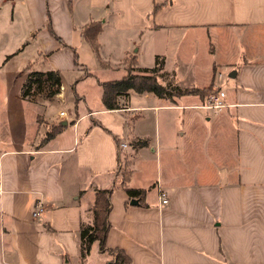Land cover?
Returning a JSON list of instances; mask_svg holds the SVG:
<instances>
[{
	"label": "crops",
	"instance_id": "1",
	"mask_svg": "<svg viewBox=\"0 0 264 264\" xmlns=\"http://www.w3.org/2000/svg\"><path fill=\"white\" fill-rule=\"evenodd\" d=\"M3 2L13 11L4 16L0 6V39L18 40L0 42L1 60L13 53L0 65V264H107L114 248L129 264H264V0ZM92 21L100 23L96 51L81 34ZM199 41L206 57L198 66ZM142 55L162 58L163 83L216 86L226 106L212 112L196 107L197 95L129 91L119 109L106 110L101 88L93 106L76 93L75 72L114 70L118 77L97 79H119L130 57L136 69L152 67ZM198 69L201 83H179ZM30 70L59 71L63 100L23 98ZM68 101L66 116L59 106L47 110ZM60 120L67 126L43 140ZM132 139L148 143L133 149ZM125 163L127 185L144 188L142 196L120 186ZM97 188L110 190L106 250L93 242L82 260L79 233L92 223ZM38 202L44 209L35 218Z\"/></svg>",
	"mask_w": 264,
	"mask_h": 264
},
{
	"label": "trees",
	"instance_id": "2",
	"mask_svg": "<svg viewBox=\"0 0 264 264\" xmlns=\"http://www.w3.org/2000/svg\"><path fill=\"white\" fill-rule=\"evenodd\" d=\"M158 5H154L153 9ZM100 30V23L92 21L82 30L81 34L89 43L90 47L96 51V36ZM129 64H128V63ZM127 67L125 74L119 79L98 82L101 88V103L106 110L119 109L118 98L127 96L129 91L135 93L148 92L155 94L161 99H172L183 95H197L200 98L215 91L214 88L207 87H183L179 88L173 83H163L156 75L162 69V58L156 56L154 64L151 68L136 69L133 57L127 60ZM89 75L88 72L83 76ZM82 76V77H83ZM23 86L21 88V96L28 98L30 93L45 92V97L48 99L54 98L59 92L62 85L61 75L59 71H30L26 74ZM59 126L52 127L50 131L46 132L43 140H51V138L58 132ZM146 139H132L129 145L133 149H138L147 145ZM126 162V161H125ZM131 170L125 163L120 169V186L124 189L126 195L129 197L142 196L145 189H135L127 185ZM110 190L107 188H97L94 192V201L91 206L92 223L81 224L79 233V257L84 260L89 254L91 244L98 242L100 250H106L104 238L108 230V211ZM112 258L107 264H129V258L124 252L118 248L108 250Z\"/></svg>",
	"mask_w": 264,
	"mask_h": 264
},
{
	"label": "rangeland",
	"instance_id": "3",
	"mask_svg": "<svg viewBox=\"0 0 264 264\" xmlns=\"http://www.w3.org/2000/svg\"><path fill=\"white\" fill-rule=\"evenodd\" d=\"M0 6H3V8H4V10H3V15L4 16H7L9 14L12 15L13 8L10 7L7 3H4V2L3 3H0ZM17 16H18V10L16 8L15 17H17ZM16 24H18V22H15L14 23V25H16ZM0 25H2V24H0ZM11 30H13L12 27L10 28V31ZM8 34H9L8 36H4V38L0 39V42H2L4 44H7V43H10L12 41H17L18 40L16 37L10 36V33H8ZM204 51H205V46H204L203 42L199 41L197 43V52H198L199 55L197 56V59H196V61H199V62H197L198 66L201 64L200 62L204 59V57H206L204 55ZM12 54L13 53L8 54V55H5L2 58V60L0 58V65L3 64L5 61H7L8 58L12 56ZM10 61H13V60H10ZM141 61L144 62V63L147 62L149 64H152V63H154L153 62L154 61V58L152 60H149V59L147 60V58H145V56L142 55L141 56ZM166 62H167V65H170L171 60L170 59H167ZM39 63L40 62L38 61V64ZM35 65L38 66L37 64H35ZM185 67H186V65L183 66L184 69L182 68V70H185ZM199 68L202 69L201 66ZM182 70H180V72ZM200 72H201V70L198 69L196 71V73H194V74H192V72H189L186 75L185 74L182 75V76L179 75L180 76L179 83L181 85L182 84H191L192 82H194L195 84L201 83V81L203 79V75ZM82 73H83V71H81V72H75V75L74 76L79 77L78 86L75 88V91H76V93H78L80 95H82V93L84 92L86 94V98H87V101L90 104V106H93L94 105L95 100H96V97H97V93H98L99 88H100L99 85H98L99 83L97 82L99 80L97 78L102 79V80H108V79H111L110 77H112V76L113 77H118L119 76V73H117L114 70H111V71H108V72H101V73L98 72V73H96L97 78L95 76H93V75L91 77L85 78L87 76H83L82 77V75L84 74V73L83 74ZM64 75H65V80H67V83H68V94H69L70 98H72L74 96V94L72 93L73 90H74L73 87H72L73 86L72 84H73V81L74 80L72 79V75L70 73L64 74ZM221 75H222V79L223 80H226L227 79V75L224 72H222ZM80 77H82V79ZM177 84H178V82H177ZM45 96H46L45 95V92H39V93H36V94L33 93V92H31L30 95H29V97H28V99L29 100H32L33 102H38V103L39 102H47V101L50 102V101L53 100V98L48 99ZM58 106L61 107L62 109H64V111L65 110L68 111L69 109H71V102L68 101L67 104H61V103L54 102L53 104H48L47 110H49V113L50 114H54V113H56L58 111ZM37 110H39L40 113L43 112L42 107L37 108ZM175 113H176V115H178L179 114L178 110H176ZM200 113L201 114H204L205 116L206 115L207 116H210V114H211L209 111H202ZM200 120H202L205 123L204 118L200 117ZM48 131H50V130H48ZM48 131H46V132H48ZM46 132L44 133V136H45ZM42 134H43V132H42Z\"/></svg>",
	"mask_w": 264,
	"mask_h": 264
},
{
	"label": "built area",
	"instance_id": "4",
	"mask_svg": "<svg viewBox=\"0 0 264 264\" xmlns=\"http://www.w3.org/2000/svg\"><path fill=\"white\" fill-rule=\"evenodd\" d=\"M215 91H213L212 93L204 96L201 100V102L198 104V106H196L197 108H201L204 110H209V111H219L222 108H224L226 106V104L224 103V98H225V93L223 90H220L218 87L214 86ZM63 91H64V86L61 85L59 88V92L56 94L57 96L61 97V99L63 100ZM59 116L63 117L66 116L65 111H60L59 112ZM122 147H124V145H121ZM158 195L161 199V203L165 204L167 203V197L166 195H164V193L159 190L158 191ZM44 209V205L42 202H38L35 206V208L32 211V215L33 217L37 218L41 215V213L43 212Z\"/></svg>",
	"mask_w": 264,
	"mask_h": 264
},
{
	"label": "water",
	"instance_id": "5",
	"mask_svg": "<svg viewBox=\"0 0 264 264\" xmlns=\"http://www.w3.org/2000/svg\"><path fill=\"white\" fill-rule=\"evenodd\" d=\"M58 126H67L66 120H60L56 123Z\"/></svg>",
	"mask_w": 264,
	"mask_h": 264
}]
</instances>
